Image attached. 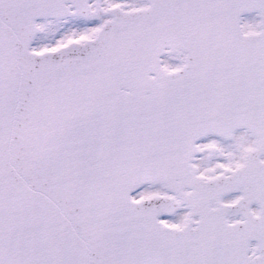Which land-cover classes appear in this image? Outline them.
<instances>
[{
  "label": "snow or ice",
  "instance_id": "1",
  "mask_svg": "<svg viewBox=\"0 0 264 264\" xmlns=\"http://www.w3.org/2000/svg\"><path fill=\"white\" fill-rule=\"evenodd\" d=\"M0 264H264V0H0Z\"/></svg>",
  "mask_w": 264,
  "mask_h": 264
}]
</instances>
